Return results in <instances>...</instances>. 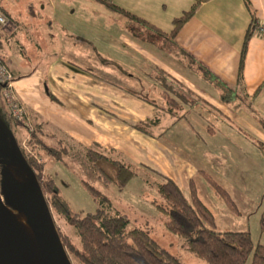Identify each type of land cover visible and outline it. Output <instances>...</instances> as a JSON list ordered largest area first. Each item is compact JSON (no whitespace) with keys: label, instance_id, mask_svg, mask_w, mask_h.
Returning a JSON list of instances; mask_svg holds the SVG:
<instances>
[{"label":"crops","instance_id":"1","mask_svg":"<svg viewBox=\"0 0 264 264\" xmlns=\"http://www.w3.org/2000/svg\"><path fill=\"white\" fill-rule=\"evenodd\" d=\"M193 1L0 0L13 24L0 39V57L12 72L14 96L43 142L55 148L61 142L73 148L95 145L162 173L188 192L195 177L207 182L203 173L226 190L214 177H233L241 167H252L233 153L237 167L230 174L206 170L208 156H217L223 146L216 137L220 131L232 135L233 127L252 137L264 162L263 35L252 33L247 39L238 78L244 36L252 18L264 20V0H249L252 13L243 0H200L172 38L193 58L186 67L156 47L162 37L150 36L153 44L140 36L169 33L172 19ZM168 85L175 92L166 91L178 102L171 110L161 92ZM1 103L14 131L23 130L26 138V125L11 121ZM154 118L151 134L132 126ZM163 136L169 144L160 142Z\"/></svg>","mask_w":264,"mask_h":264},{"label":"trees","instance_id":"2","mask_svg":"<svg viewBox=\"0 0 264 264\" xmlns=\"http://www.w3.org/2000/svg\"><path fill=\"white\" fill-rule=\"evenodd\" d=\"M246 8L252 13L249 0H243ZM200 0H194L189 9L172 19V29L169 33L152 32L151 35L140 36V39L155 44L150 36L162 37V44L156 47L162 49L177 61L187 67L193 58L172 40L181 25L193 14ZM127 13V12H126ZM128 14V13H127ZM139 25L146 23L134 16ZM256 19L252 18L247 29L239 55V75L246 48L247 39L252 34ZM150 28V27H148ZM1 43V40H0ZM186 64V65H185ZM157 74L156 78L163 86V77ZM162 89V95L168 110L176 107L177 100L169 92H175L173 86ZM167 90V91H166ZM9 115V114H8ZM9 119L19 124L20 121ZM158 121V118L150 122L138 121L132 126L146 134H151L148 128ZM264 127V122H262ZM35 127L30 130L25 138L30 151H22L19 141L12 135L16 145L22 152L28 168L32 171L44 196L51 215L74 229V235L65 231L56 230V236L61 241L70 264H183L174 254L161 246L150 233L139 226H129L126 213L122 212L113 199L101 192L88 181L82 180L87 191L94 199L96 206L93 211L84 214L71 211L65 199L55 189V183L48 172H45V160L42 155H48L57 160L63 156L75 158L78 151L68 144L51 147L43 142ZM119 156V157H118ZM112 155L95 145L83 147L82 161L96 173V179L103 185L114 184L118 189L125 186L136 175L135 168L142 167L160 177L156 184L157 198L152 201L158 214L157 220L170 233L183 239L185 247L196 257L204 260V264H244L250 257L249 264H264V245L254 242L247 230H219L216 228L214 215L208 205L198 195L193 181L189 182V192L184 190L171 178L162 173L153 171L145 165L133 166L126 158L120 155ZM5 177H3V174ZM204 178L212 186L216 196L232 212L238 213L235 201L226 190L217 185L212 178L203 173ZM18 179L11 174L5 165L0 164V190L5 183L18 186ZM19 180V179H18ZM258 227L264 233V205L258 219Z\"/></svg>","mask_w":264,"mask_h":264},{"label":"rangeland","instance_id":"3","mask_svg":"<svg viewBox=\"0 0 264 264\" xmlns=\"http://www.w3.org/2000/svg\"><path fill=\"white\" fill-rule=\"evenodd\" d=\"M110 17L107 13L103 14V19L105 20H109ZM137 91L138 94H144L143 91ZM151 96L154 97L153 94ZM155 98L156 102L161 104V100L157 99V96ZM1 102H3V98L0 90V113H2L1 121L4 130V133L0 131V157H8L10 155L11 145L9 134L17 138L24 154L25 152H29L30 149L25 142L23 130L18 132L14 131V126L7 121L6 115L1 112ZM123 108L126 109V107ZM17 128L19 129L20 127ZM231 129L233 131L232 135L231 132L222 133L220 131L221 135L217 133L216 137L222 141L223 146L221 149H216L219 153L217 156H213L212 154L208 156L210 159L208 163L211 164V167L207 166L206 170L230 174L234 171V167H237L235 166L236 162L231 157L233 153L241 164H245V161H247L246 164L252 165L253 168L246 166L241 167L238 173L234 171L233 177H228L227 175L214 177L217 179L218 184L223 188L227 187L230 191L228 192L237 204L238 213H232L214 195L211 186L201 176L194 178L196 190L201 199L211 209L217 229L247 230L251 234L254 242H260L264 245V233H261L258 227L259 214L264 205V173L262 174L261 171L259 175L257 171V169L264 171V162L261 160L263 159V155L252 137L243 134L238 128L231 127ZM57 136L58 138L62 137L60 132H58ZM44 140L50 142L47 138H44ZM161 140V143H170L169 140H166L165 136ZM50 145H56L55 141L54 143L50 142ZM74 149L78 151V156H75V158L63 156L61 160H54L45 154L41 156L45 160L46 172L54 180L55 189L65 199L71 211L84 214L95 209L96 203L82 182V180L88 181L101 192L112 198L117 207L127 214L129 226H139L146 229L161 246L174 254L183 264L205 263L204 260L196 257L185 247L182 238L167 231L157 220L158 214L155 206L152 204L155 198L158 199L156 184L160 181V177L157 174L148 169L145 170L142 167H137L135 168L136 175L122 188L118 189L114 184L105 186L96 179V173L88 167L87 163L82 161L81 155L83 148L75 146ZM222 149L224 150L222 151ZM175 150L177 153H181L177 148ZM214 163L219 165L221 169L213 166ZM7 169L9 171V166H7ZM3 177H5L4 174ZM6 179L3 180L4 186L0 190V197L8 206V209L20 211L18 188L14 184L5 183ZM184 192L188 194V188L186 186ZM42 197L44 198L43 195ZM46 207L54 231L61 230L71 236H75L73 227L64 225L61 221L55 219L53 214L51 215L52 210L48 208L47 204ZM249 259L250 257L246 259L244 264H249Z\"/></svg>","mask_w":264,"mask_h":264},{"label":"water","instance_id":"4","mask_svg":"<svg viewBox=\"0 0 264 264\" xmlns=\"http://www.w3.org/2000/svg\"><path fill=\"white\" fill-rule=\"evenodd\" d=\"M1 85L3 86L4 84ZM0 131L4 133L2 123H0ZM9 139L11 145L10 155L8 157L1 156L0 164L6 167L9 165L20 166L26 170L27 179L25 181L15 179L19 183L17 188L20 199V211L32 229L38 248L40 264H70L49 220L48 210L35 176L28 168L12 134H9ZM0 264H32L26 256L21 238L9 217L8 206L2 201L1 197Z\"/></svg>","mask_w":264,"mask_h":264},{"label":"built area","instance_id":"5","mask_svg":"<svg viewBox=\"0 0 264 264\" xmlns=\"http://www.w3.org/2000/svg\"><path fill=\"white\" fill-rule=\"evenodd\" d=\"M109 1V0H108ZM12 23L7 15L0 9V39L6 36L12 28ZM253 34L264 36V20H258L252 31ZM13 75L6 62L0 57V86L2 90V97L8 114L12 119L23 122L26 129L30 131L31 125L27 121L26 111L18 102L11 88ZM1 84H4L3 86Z\"/></svg>","mask_w":264,"mask_h":264},{"label":"bare ground","instance_id":"6","mask_svg":"<svg viewBox=\"0 0 264 264\" xmlns=\"http://www.w3.org/2000/svg\"><path fill=\"white\" fill-rule=\"evenodd\" d=\"M9 171L20 181H25L27 179L26 170L20 166L9 165ZM8 214L14 228L17 230L18 235L21 238L28 260L32 264H40L36 240L31 227L26 222L25 216L21 211L15 209H8Z\"/></svg>","mask_w":264,"mask_h":264}]
</instances>
